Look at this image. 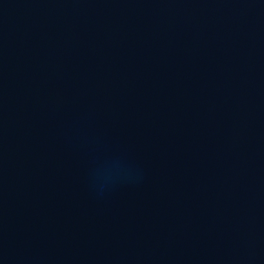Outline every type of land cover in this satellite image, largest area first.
<instances>
[{
	"label": "water",
	"instance_id": "water-1",
	"mask_svg": "<svg viewBox=\"0 0 264 264\" xmlns=\"http://www.w3.org/2000/svg\"><path fill=\"white\" fill-rule=\"evenodd\" d=\"M0 264H264V0H0Z\"/></svg>",
	"mask_w": 264,
	"mask_h": 264
}]
</instances>
